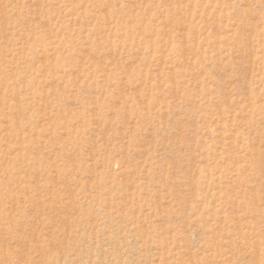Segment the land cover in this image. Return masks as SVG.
<instances>
[{
	"label": "rangeland",
	"instance_id": "rangeland-1",
	"mask_svg": "<svg viewBox=\"0 0 264 264\" xmlns=\"http://www.w3.org/2000/svg\"><path fill=\"white\" fill-rule=\"evenodd\" d=\"M0 264H264V0H0Z\"/></svg>",
	"mask_w": 264,
	"mask_h": 264
}]
</instances>
